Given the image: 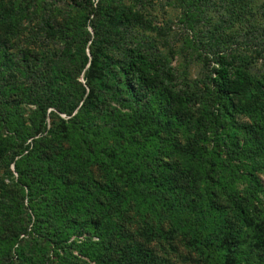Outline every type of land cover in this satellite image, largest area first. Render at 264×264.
<instances>
[{
	"label": "trees",
	"instance_id": "16d2710c",
	"mask_svg": "<svg viewBox=\"0 0 264 264\" xmlns=\"http://www.w3.org/2000/svg\"><path fill=\"white\" fill-rule=\"evenodd\" d=\"M170 1L208 19L188 88L155 0H0V264H264V2Z\"/></svg>",
	"mask_w": 264,
	"mask_h": 264
},
{
	"label": "rangeland",
	"instance_id": "374dc122",
	"mask_svg": "<svg viewBox=\"0 0 264 264\" xmlns=\"http://www.w3.org/2000/svg\"><path fill=\"white\" fill-rule=\"evenodd\" d=\"M155 1L156 7L153 13L156 14L154 15V20L157 29L153 31L151 35L155 39L156 60L164 67L172 69L176 75L175 81L177 85H179L178 87L188 88L194 83L200 84V79L203 78L206 73L207 59L202 49H199L200 47H198L197 39L204 35V32L209 27L207 23L208 19L202 18V15H200L199 22L196 23V31H193L183 22L181 15L182 9L180 7L173 4L170 0ZM262 2H264V0H260L259 5H261ZM217 3L216 8L215 5L208 8V12L214 16L213 19H215V14H217L214 10H221L219 6L220 2ZM259 17L260 21L264 23V15L259 14ZM35 42L36 44L38 43L36 39ZM243 43L244 41L240 39V41L233 44L232 47L237 48L238 51L246 53L247 55L251 54L253 49H247L244 47ZM256 70L264 74V62L262 60L255 62V71ZM192 88L194 91H197V87ZM202 108L201 103H193L189 112L190 116L194 119H198ZM260 177L264 181V175ZM239 186L242 187L243 184ZM174 243L177 250L174 259L177 264H205L187 258L181 259L183 255H189L190 253L197 255V251L192 252L185 242L178 238L174 240Z\"/></svg>",
	"mask_w": 264,
	"mask_h": 264
}]
</instances>
